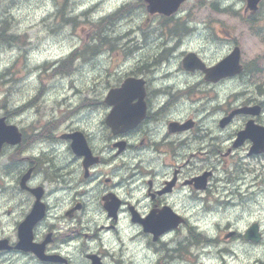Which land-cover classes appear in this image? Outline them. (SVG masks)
I'll return each mask as SVG.
<instances>
[{"label":"flooded vegetation","instance_id":"1","mask_svg":"<svg viewBox=\"0 0 264 264\" xmlns=\"http://www.w3.org/2000/svg\"><path fill=\"white\" fill-rule=\"evenodd\" d=\"M262 3L260 0L257 10L245 9L246 19L251 23L258 19L256 15L264 16ZM196 14L183 11L172 18L178 30L176 36H169L170 40H177L170 44L178 47L174 57L180 52L179 48H184L181 59L192 50L205 58L201 43L209 40L213 52L208 66L215 65L238 46L245 59V47L254 35L240 32L235 35L233 28L228 27L226 15L218 11L211 14L212 19L203 27L193 26ZM260 39L261 46L263 38L260 36ZM146 40L153 48L154 39ZM138 46L146 50L147 56L139 58L132 75L139 76L137 68L144 70L142 75L147 80L148 90L144 98L145 115L134 128L116 133L105 118L100 120L101 124L92 126L85 120L88 114L79 118L82 108L77 112L67 108L52 112L44 121L39 118L37 122L22 123L20 143L3 145L0 152V264H91V255L99 256L104 264H123L127 251L135 247L143 251L153 243L152 234L144 231L141 221L134 220V214H138L139 219L150 215L152 221L159 223L166 208L180 213L181 208L198 204L201 190L196 178L205 171L213 172L208 190L216 183L223 186L229 182L227 178L217 181L215 171L222 142L229 141L232 147L238 133L250 120L264 125V75L259 62L254 64L257 68L252 74L246 72L244 65L240 74L207 80L203 69L185 70L182 66V72L189 78L187 83L181 76H160L159 80V76L149 73L150 65L155 61L158 64L154 67L162 68L171 54L160 61L146 63L150 52L146 45ZM165 50L167 55L168 47ZM165 50L157 55H163ZM137 101L134 97L131 104ZM84 107L95 109L98 106L87 102ZM238 109L249 111L236 115L232 122L222 126V117ZM109 111L106 109L105 116ZM73 115H78L76 123ZM216 116L218 118H214ZM240 121L242 124L236 128ZM186 125H189L187 129H174ZM75 131L85 134L92 153L87 161L72 149L69 136ZM250 145L247 140L240 147L246 149L248 157L257 158L248 154ZM234 183L238 187L233 191L243 193L241 175L235 177ZM191 201L196 203L193 205ZM116 205L119 210L116 217H112L110 209ZM34 209L42 213L33 227L35 249H21L18 247L19 227ZM162 237L163 234L157 240ZM156 250L171 259L179 254L167 245H159ZM177 258L179 256L175 260Z\"/></svg>","mask_w":264,"mask_h":264},{"label":"rangeland","instance_id":"2","mask_svg":"<svg viewBox=\"0 0 264 264\" xmlns=\"http://www.w3.org/2000/svg\"><path fill=\"white\" fill-rule=\"evenodd\" d=\"M129 1L0 0V25L5 24L9 30L8 32L15 33L16 35L15 39L0 43V75L2 72L4 75L0 77V114L3 113L2 109L4 108L10 111L9 115L11 118H16L17 111L14 108L22 103L24 99L27 101L35 90L36 93L39 92L40 97L52 95V99L48 97L50 100L47 104L40 105L44 108L51 106L53 102H57L56 98L67 95L75 89L72 86L76 85L80 87V90L76 96L71 98L72 102H79L81 100L83 104L94 102L98 106L99 101L97 99L83 100L81 99V95L83 92L84 94H96L102 100L108 89L105 88L113 84L119 76L130 72L135 56L130 51H127L126 54L125 50H129L132 40L136 38L135 35L132 38L133 32L130 26L133 25L132 21L134 17L138 15L137 11L134 15L127 14V12L122 13V18L118 23L116 22L115 26L113 20L104 29L108 32L109 36H116L117 34H127L128 36L123 41L114 40L113 45L118 46V48L111 51L106 49L107 51L104 52V57L100 60L96 56L94 58L92 56H86L84 58L81 57L75 65H70L69 61H60V66L63 68L60 73L62 78L56 77L49 70L51 67H48L47 71L44 70L45 62L47 63L52 58L66 55L75 47L83 49L87 45L96 43V35L98 32L97 24L100 17L110 15L113 10L118 8V5L127 4ZM217 1L219 0H215L214 2ZM212 2L213 0H208L206 4L209 5ZM231 2H233V7L236 9L228 10L232 12L243 11V5L246 4V0H230L229 3H224L221 0L219 6H228ZM195 4V1H191L183 8L192 9L196 7ZM204 5L205 3H202V6L196 10H211ZM62 6L66 7L67 13L71 10V13H68L69 15L77 16L81 12L84 13L85 10H88L89 14L86 15L84 13L81 17L77 18L78 23L76 25H73V23H67L68 25H66L61 17L62 12H59L60 9L63 11ZM261 10L264 11V2ZM247 16V14L230 16L227 19L228 24L233 28L232 31H237L244 35L247 34L248 36L254 35L253 37L255 38H251L245 47V61L251 65L260 62L264 66L263 16L260 14L256 15L258 19L255 23L248 21L246 19ZM152 25H155L154 20L152 21ZM200 26L203 25L200 24ZM260 29H262L261 32ZM113 32L114 34H112ZM138 35L140 36V34ZM260 36L263 38V44L261 46ZM153 42L155 43V40ZM121 44L125 46L121 47ZM172 48L174 47L168 46V50ZM210 48L211 46L201 48L208 59H211ZM169 52L171 54L170 59H174V54L177 51ZM166 56H168L166 55V50L163 55H157L156 52H153L150 53L145 62L151 63L152 60L160 61L159 59ZM64 57L66 58L68 56ZM153 64L157 63L154 61ZM177 66L179 67L178 63L171 68L175 69ZM171 68L168 69L170 70ZM160 75H162L161 72ZM105 76H107L109 83L104 80ZM94 77L100 79L97 84ZM110 77L115 78L109 80ZM40 88H43L42 91L46 94L41 93L39 91ZM93 106L95 105L91 107ZM99 106L103 111L105 106L102 104ZM26 116L29 118L32 117L28 114ZM214 118H218V116ZM231 164H234V161ZM247 167L253 170V172L246 174L248 176L247 183L246 185H242L241 188L244 193L234 192L236 187H238L237 183L230 185V188L226 191L220 187L217 192L225 194L222 199V205L217 204L210 211H188L193 215V219L201 224L199 228L202 229V232L207 231L214 238L218 236V242L209 245L206 239H204L203 245L193 246L191 250L194 253H185L176 264H225V262L234 264H264V242L261 244H246L243 240L234 241L224 238L231 222V227H237L240 230H243L248 224L256 220L262 222L264 226V167L262 162H252ZM220 172L222 173V168H220ZM237 175H241V173L238 172ZM255 175H258V179L252 181ZM246 187H249V189L245 191L247 189ZM230 201L232 202L230 203ZM225 202H229V204L226 205L224 204ZM183 232V236L187 234L186 230ZM203 247L205 251L199 257H196L195 254L202 251ZM223 248L228 253L223 252ZM125 260L127 264H141V262L143 264H153V261L147 257L145 252L142 253L141 250L134 252V259L128 260L127 257ZM170 261L172 262V260Z\"/></svg>","mask_w":264,"mask_h":264},{"label":"bare ground","instance_id":"3","mask_svg":"<svg viewBox=\"0 0 264 264\" xmlns=\"http://www.w3.org/2000/svg\"><path fill=\"white\" fill-rule=\"evenodd\" d=\"M127 7H124V8H117L116 10H113V12L110 14V15H108V16H105V18L107 19L108 17H113L112 19L114 20V26L116 25V22L118 23L119 21H120V19L122 18V13H123V10H126L125 12H127V14L128 13H130V14H132V15H134V14H136L135 12H131L130 11V9L129 8H127ZM124 12V13H125ZM84 13L86 14V15H88L89 14V11L88 10H85L84 11ZM114 17H116V19H114ZM108 22H109V20H108ZM112 34H114V32L112 33ZM109 35V34H108ZM120 36V37H119ZM128 35L127 34H122V35H116V36H110L112 39H114V40H116V41H120V39H123V38H126ZM132 38H133V36H132ZM131 38V39H132ZM119 39V40H118ZM176 49L175 48H172V49H170L169 51H175ZM146 50H144V51H142V50H140V52H145ZM175 54H177V53H175ZM67 62V61H69L70 62V64H71V58H70V56H68V57H63L62 58V60H61V62ZM60 62V63H61ZM158 64V63H157ZM157 64H153V65H150L151 66V70H150V74H153L152 76H154V75H157V76H164V77H167V76H171V78H174V77H176V76H181V73L178 71V66L177 67H175V69H173V68H171L170 70L169 69H165V68H156V67H154L155 65H157ZM163 65V64H162ZM138 69V68H137ZM175 71H176V76H174V74H175ZM160 72L162 73V75H160ZM150 77V76H149ZM154 79V78H153ZM161 79V78H160ZM204 105V104H203ZM243 193H244V191H243ZM206 239V241L208 242V244L209 245H212L213 243L210 241V238H205ZM218 249V248H217ZM176 257H178V256H176ZM176 257H175V259H176ZM180 258V257H179ZM179 258H177V260L179 259ZM176 260V261H177Z\"/></svg>","mask_w":264,"mask_h":264},{"label":"water","instance_id":"4","mask_svg":"<svg viewBox=\"0 0 264 264\" xmlns=\"http://www.w3.org/2000/svg\"><path fill=\"white\" fill-rule=\"evenodd\" d=\"M150 4L148 6V9L153 12V11H160L163 12L165 14H171L174 11H176L178 9V7L180 6V4L184 1V0H147ZM256 0H252L251 1V5L255 4ZM189 60L186 61V66L187 67H193V66H189V64H187L188 62L192 61V57L190 56L188 58ZM225 61L223 63H221V65H224ZM202 65H200L201 67ZM211 70V69H210ZM13 128H9L7 130H4V132L9 133L12 136L11 130ZM262 143V141H261ZM248 237H256L257 235V230L256 228H252L251 230H249L246 234ZM93 264H102L99 261H94Z\"/></svg>","mask_w":264,"mask_h":264},{"label":"trees","instance_id":"5","mask_svg":"<svg viewBox=\"0 0 264 264\" xmlns=\"http://www.w3.org/2000/svg\"><path fill=\"white\" fill-rule=\"evenodd\" d=\"M126 10H123V13L125 12ZM113 17H108L107 18V21L109 20V23H111L113 21L112 19ZM8 39L6 35H0V41H3V40H6Z\"/></svg>","mask_w":264,"mask_h":264}]
</instances>
